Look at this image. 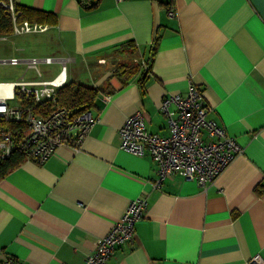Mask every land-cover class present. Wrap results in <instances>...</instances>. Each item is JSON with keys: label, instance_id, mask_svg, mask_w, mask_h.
<instances>
[{"label": "crops", "instance_id": "0c3cea01", "mask_svg": "<svg viewBox=\"0 0 264 264\" xmlns=\"http://www.w3.org/2000/svg\"><path fill=\"white\" fill-rule=\"evenodd\" d=\"M13 1L55 21L35 33L43 51L27 57L17 48L21 56L9 59L54 62L40 63L53 66L40 76L22 62V73L5 82L50 80L61 68L55 60L66 59V81L103 91L77 151L62 146L42 164L23 160L0 180V259L82 264L138 197L146 209L133 241L106 264L264 258V0H100L90 11L77 0ZM118 66L138 68L128 78ZM190 83L213 109L207 118L241 151L205 188L175 173L156 189V164L121 150L117 131L139 112L148 132L167 136L161 100L184 95Z\"/></svg>", "mask_w": 264, "mask_h": 264}, {"label": "built area", "instance_id": "2783aa9c", "mask_svg": "<svg viewBox=\"0 0 264 264\" xmlns=\"http://www.w3.org/2000/svg\"><path fill=\"white\" fill-rule=\"evenodd\" d=\"M0 5L11 18L12 35L39 33L47 29L46 25L26 21L19 23V13L13 0H1ZM168 16L175 17L173 9H169ZM55 61L61 64V68L50 80L25 81L21 78L13 83L0 82V161L17 152L26 161L42 164L58 147L77 151L93 126L94 118L90 112L74 113L58 105L54 97L57 89L66 82L64 72L67 60ZM22 62L40 76L37 66L40 63L50 65L54 59L47 57L21 61L11 58L0 63L16 66ZM46 104H50V107L44 110L43 105ZM38 107L41 112L37 110ZM159 110L167 122V136L148 132L139 112L127 117L117 131L121 150L132 156H149L156 164L154 188L159 189L163 181L175 173L205 188L240 153V147L226 134L225 129L207 118L213 109L195 85L190 83L184 95L165 96ZM145 204L143 197L130 201L123 215L96 243L95 250L86 256L82 264H106L117 246L130 244L134 238L135 224L143 218ZM247 263L264 264V258L255 254ZM0 264L18 263L11 257L3 256Z\"/></svg>", "mask_w": 264, "mask_h": 264}, {"label": "trees", "instance_id": "16d2710c", "mask_svg": "<svg viewBox=\"0 0 264 264\" xmlns=\"http://www.w3.org/2000/svg\"><path fill=\"white\" fill-rule=\"evenodd\" d=\"M1 1V0H0ZM83 10L90 11L96 9L100 3V0H77ZM17 12L19 13L17 17V21L23 22L26 21L28 23H36L38 25H46L52 24L55 21V18L52 14L42 12L40 10L22 7L15 5ZM12 21L8 14L5 13L4 9L0 5V37L1 36H9L12 35ZM137 66L132 67H117L118 76L122 77L126 75L130 78L137 72ZM143 80L145 77L139 82L140 87H143ZM123 81L122 83H124ZM143 89V88H142ZM103 91L102 88L94 87L89 84H84L83 82L78 81H66L62 87L57 89L56 96L54 98L57 99V103L59 106L66 107L69 110H73L74 113H82L89 112L94 107V102L99 95ZM44 110L49 109L50 104L43 105ZM40 106V107H43ZM37 108L39 112H41ZM36 110V111H37ZM37 111V112H38ZM25 157L20 153H13L10 158L6 160L0 161V180L4 178L8 173L17 168L20 163L23 162ZM259 192V191H258Z\"/></svg>", "mask_w": 264, "mask_h": 264}, {"label": "rangeland", "instance_id": "374dc122", "mask_svg": "<svg viewBox=\"0 0 264 264\" xmlns=\"http://www.w3.org/2000/svg\"><path fill=\"white\" fill-rule=\"evenodd\" d=\"M17 36L10 38L8 37L7 40H0V62L2 60L5 61L8 60L11 55L21 56L19 55V53L16 52L17 50L15 49L17 48H23L21 54L27 57H30L32 53H36V52L39 53V51H43V49L40 46L35 45L37 44V41L35 39L36 38L35 33L17 35ZM23 68L24 65L11 66L5 63H0V82L12 80V76L18 73H22ZM37 68L40 71V74L44 75V73L49 72L50 68L52 69L53 66L43 67L39 65ZM9 104L12 105L13 102H9Z\"/></svg>", "mask_w": 264, "mask_h": 264}]
</instances>
